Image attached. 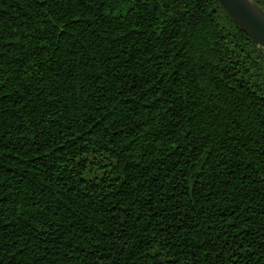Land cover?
Wrapping results in <instances>:
<instances>
[{"label":"trees","instance_id":"obj_1","mask_svg":"<svg viewBox=\"0 0 264 264\" xmlns=\"http://www.w3.org/2000/svg\"><path fill=\"white\" fill-rule=\"evenodd\" d=\"M0 264H264V52L219 0H0Z\"/></svg>","mask_w":264,"mask_h":264},{"label":"water","instance_id":"obj_2","mask_svg":"<svg viewBox=\"0 0 264 264\" xmlns=\"http://www.w3.org/2000/svg\"><path fill=\"white\" fill-rule=\"evenodd\" d=\"M219 2L264 52V10L254 0H219Z\"/></svg>","mask_w":264,"mask_h":264}]
</instances>
